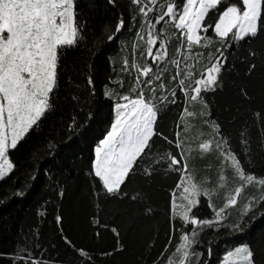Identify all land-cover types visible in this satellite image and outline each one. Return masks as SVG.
<instances>
[{"label": "snow or ice", "instance_id": "snow-or-ice-1", "mask_svg": "<svg viewBox=\"0 0 264 264\" xmlns=\"http://www.w3.org/2000/svg\"><path fill=\"white\" fill-rule=\"evenodd\" d=\"M117 3L107 0L112 7ZM128 8L131 21L138 26L130 30L135 33L131 57L127 44L123 45L119 71L114 67L103 86L102 95L110 101V119L90 161L89 175L100 185L95 195L98 200L131 198L143 203L145 214H154L156 210L142 193L130 196L124 190L127 181L137 170L146 178L160 171L177 174L179 179L170 192L172 231L153 264H208L202 259L204 253L197 251L198 246L206 245L211 255L207 232H242L257 213L264 215V174L246 168L241 159L251 151L248 130L241 131L238 154L222 124L212 118L206 99L207 93L222 88L233 50L264 33V0H129ZM82 15L77 0H0V181L9 179L18 167L11 154L34 135L41 136L45 121L51 118L53 125L59 123V131L67 133L71 141L86 133L94 117L95 80L87 66L83 86L74 83L72 75L68 77L72 85L69 99L77 106V114L67 122L57 117L63 53L88 43L87 21L80 19ZM125 27L121 13L114 25L104 26L105 40H94L93 45L113 41ZM173 38L178 43L170 55ZM248 58L264 63V51L249 48L246 61ZM250 61L249 73L257 66ZM126 75L132 79L125 90ZM178 105L183 107L172 133L158 131L160 116ZM197 105V110H190ZM79 114H84L83 120ZM194 118L198 129L191 123ZM157 138L167 148L161 151ZM60 146L55 139L44 141V149L53 158ZM44 149L33 145L29 151L31 170L24 174V185H11L15 188L12 195L25 194L38 175L34 164ZM213 152L220 161L215 183L189 165L193 153L203 157ZM206 167L211 168V164ZM249 188L253 191L241 204L240 197ZM216 198L221 199L219 206ZM205 203L210 213L202 218ZM234 208L238 211L233 220ZM56 220L60 223L61 217ZM92 223L101 227L98 216ZM103 227L107 229L106 224ZM111 231L119 238L117 228ZM63 239L84 258L81 264H93L89 252L75 248L67 236ZM124 248L118 239L117 249ZM38 249L40 245L19 247L10 254L9 264H56L44 259L42 251L36 254ZM222 264H264V250L257 252L248 243L240 244L226 251Z\"/></svg>", "mask_w": 264, "mask_h": 264}, {"label": "trees", "instance_id": "trees-1", "mask_svg": "<svg viewBox=\"0 0 264 264\" xmlns=\"http://www.w3.org/2000/svg\"><path fill=\"white\" fill-rule=\"evenodd\" d=\"M77 2L83 13L80 19L87 21L88 43L69 48L63 53L60 90L57 93V117L67 122L77 114V106L69 99L72 85L69 84L68 77L72 75L74 83L83 86L85 66L95 80L96 97L91 105L94 117L89 122L86 133L71 141H68L67 133L59 131L61 125H53L50 118L45 121L41 136L34 135L28 144L11 154L14 162H18V167L9 179L0 181V264H9L10 254L25 244L29 248L40 245L36 254L42 251L44 259L55 261L56 264H81L84 258L65 243L64 236L71 240L75 248H83L89 252L93 264H153L168 244L167 237L172 231L173 222L169 218L170 192L179 179L173 172L165 175L160 171L151 178H146L137 170L127 181L124 190L130 196L136 192L142 193L156 210L154 214H145L143 203L131 198L98 200L95 195L100 185L89 175L90 161L94 158L95 143L102 138L110 119V101L102 95L103 86L108 83L114 67L119 71L120 59L125 54L121 51L123 45L127 44V53L131 57V42L135 33L130 30L138 25L131 21L129 0H118L116 7L108 5L107 0ZM121 13L124 14L126 27L113 41L94 46V40H105L104 26L114 25ZM177 43V39L171 40L170 55L174 53ZM249 48L264 51V33L233 50L228 70L223 74L222 88L207 93L206 99L212 118L222 124L238 154L241 152V131L247 128L251 138V151L247 158L241 156L242 162L246 168L264 174V63L259 59L250 61L248 58V61L257 65L249 73V62L245 59ZM131 79L132 77L125 76V90ZM242 89L247 95H244ZM182 107L183 105H178L163 113L159 119L158 131L170 135ZM197 109L198 105L190 107V110ZM78 118L83 120L84 114H79ZM191 123L194 129L199 128V122L195 118ZM47 139H55L61 145L54 158L44 149V141ZM34 144L44 149L38 153L41 158L34 164L38 175L30 181L23 196H14L11 193L15 188L11 185L15 184L19 188L25 184L24 174L31 170L29 165L33 164L29 151ZM156 144L161 151L167 148L159 138ZM209 164L211 168L206 167ZM219 164L215 152L203 157L199 153H193V158L189 160L190 167L194 166L198 175L210 176L213 183L216 181ZM227 174L231 177L230 171ZM229 182L235 186L231 180ZM252 191L249 188L240 197L241 204ZM215 203L219 206L221 199L216 198ZM201 211L204 214L202 218L209 215L210 209L206 207V203ZM237 211L238 209H232L233 220ZM57 216L61 217L60 223L56 220ZM97 216L101 223L99 228L92 223ZM105 224L107 229L103 227ZM113 227L117 228L119 238L111 231ZM179 227L180 224L176 223V228ZM97 232L99 235H96ZM205 235L211 241V255L208 254L206 245L198 246L197 251L204 253L202 259L208 264H220L227 250L243 243L250 244L260 252L264 250V215L257 213L256 219L249 221V226L242 232L226 234L214 229ZM177 236L173 237V244ZM118 239L125 245L123 250L117 249Z\"/></svg>", "mask_w": 264, "mask_h": 264}, {"label": "rangeland", "instance_id": "rangeland-1", "mask_svg": "<svg viewBox=\"0 0 264 264\" xmlns=\"http://www.w3.org/2000/svg\"><path fill=\"white\" fill-rule=\"evenodd\" d=\"M220 264H222V262Z\"/></svg>", "mask_w": 264, "mask_h": 264}]
</instances>
